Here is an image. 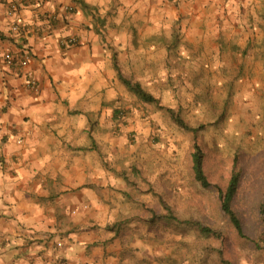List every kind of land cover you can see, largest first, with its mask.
<instances>
[{
    "label": "crops",
    "instance_id": "1",
    "mask_svg": "<svg viewBox=\"0 0 264 264\" xmlns=\"http://www.w3.org/2000/svg\"><path fill=\"white\" fill-rule=\"evenodd\" d=\"M254 2L0 0V264L152 261L147 242L130 244L131 259L110 229L135 216L132 169L123 162L132 151L123 144L144 122L137 111L119 112L129 109L130 92L115 65L126 75L138 59L147 64L155 43L165 45L164 58L184 61L187 44L201 58L199 48L218 39L214 15L227 27V13ZM13 3L21 6L19 33L8 16ZM70 37L78 44L63 46ZM27 52L37 90L5 61L7 53Z\"/></svg>",
    "mask_w": 264,
    "mask_h": 264
},
{
    "label": "rangeland",
    "instance_id": "2",
    "mask_svg": "<svg viewBox=\"0 0 264 264\" xmlns=\"http://www.w3.org/2000/svg\"><path fill=\"white\" fill-rule=\"evenodd\" d=\"M215 15L218 39L199 48L201 58L193 57L198 48L188 44L184 47L190 56L184 61L170 55L164 58L165 45L155 43L154 59L147 64L138 59L123 71L158 98L161 106L179 112L192 127H202L198 141L213 185L224 187L234 169L241 172L236 204L250 229L258 205L264 202V0L227 13V27L219 23L222 16ZM238 21L241 24L234 26ZM170 48L177 50L173 44ZM126 103L129 109L119 112L137 111L144 120L142 131L128 135L123 144L132 151L123 162L128 161L132 169L135 216L115 220L114 225L120 229L117 237L130 248L128 256L134 257L130 244L136 240L147 242L156 254L145 261L148 264H223L221 258L232 264H264V243L260 250L237 241L221 210L218 191L195 180L193 134L157 105L145 104L131 93ZM168 210L178 223L161 217ZM189 221L218 235H204L183 223Z\"/></svg>",
    "mask_w": 264,
    "mask_h": 264
},
{
    "label": "trees",
    "instance_id": "3",
    "mask_svg": "<svg viewBox=\"0 0 264 264\" xmlns=\"http://www.w3.org/2000/svg\"><path fill=\"white\" fill-rule=\"evenodd\" d=\"M264 18V15H263ZM116 71L118 73L119 80L127 88V90L136 96L141 102L149 105H157L160 109L166 110L171 119L179 125L182 129L189 131L193 134V151H192V169L194 173L195 180L199 182L204 188H215L218 191L219 200L221 203V210L225 215L226 219L230 223L237 241L246 244H252L255 248L262 250L264 243V202L258 205L257 216L253 220L252 227L248 229L245 224L244 216L237 209V197L240 190L241 184V172L233 170L231 178L226 186H221L219 184L213 185L205 169V155L202 146L198 141V134L202 127L196 128L192 127L189 122H187L179 112L167 107L160 105V100L150 94L139 81H135L131 78L126 77L118 65H115ZM153 189V187H151ZM167 210V209H166ZM168 214L161 216L164 220L168 222L178 223V218L171 213L169 210ZM185 224L191 225L194 230L203 233L204 235L217 236V232L211 228L205 227L199 222H183ZM113 225L110 229H115L116 232H120V229ZM223 264H232L231 260H225L221 258Z\"/></svg>",
    "mask_w": 264,
    "mask_h": 264
},
{
    "label": "built area",
    "instance_id": "4",
    "mask_svg": "<svg viewBox=\"0 0 264 264\" xmlns=\"http://www.w3.org/2000/svg\"><path fill=\"white\" fill-rule=\"evenodd\" d=\"M21 6L18 3H13L10 5L9 10H8V16L12 20V26L11 30L14 33H19L21 30V20L19 18V12H20ZM79 42L77 37H70L67 40H64L62 42L63 46L70 47L77 45ZM5 61L7 65L10 67H16L18 70H21L23 72V75L25 77L27 85L34 89L37 90L39 87V84L37 82V79L35 78L34 74L32 71L28 70V66L31 62V54L30 53H25L21 56H15L12 53H7L5 55ZM19 144L22 143V140H18Z\"/></svg>",
    "mask_w": 264,
    "mask_h": 264
}]
</instances>
